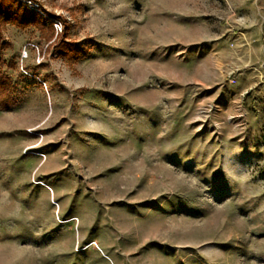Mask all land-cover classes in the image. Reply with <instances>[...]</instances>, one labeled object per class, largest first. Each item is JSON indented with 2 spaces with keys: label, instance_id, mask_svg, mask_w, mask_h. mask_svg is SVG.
<instances>
[{
  "label": "rangeland",
  "instance_id": "1",
  "mask_svg": "<svg viewBox=\"0 0 264 264\" xmlns=\"http://www.w3.org/2000/svg\"><path fill=\"white\" fill-rule=\"evenodd\" d=\"M19 1L0 264H264V0Z\"/></svg>",
  "mask_w": 264,
  "mask_h": 264
},
{
  "label": "trees",
  "instance_id": "2",
  "mask_svg": "<svg viewBox=\"0 0 264 264\" xmlns=\"http://www.w3.org/2000/svg\"><path fill=\"white\" fill-rule=\"evenodd\" d=\"M7 26H13L20 30L35 27L54 33L53 25H47L43 18L24 9L19 0H0V53L10 47V44L3 41V30ZM55 49L58 57L66 58L71 62H78L86 56L85 49L74 42L61 41L55 46ZM16 105L17 98L13 82L3 73L2 60L0 59V111H9Z\"/></svg>",
  "mask_w": 264,
  "mask_h": 264
}]
</instances>
